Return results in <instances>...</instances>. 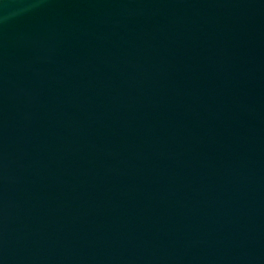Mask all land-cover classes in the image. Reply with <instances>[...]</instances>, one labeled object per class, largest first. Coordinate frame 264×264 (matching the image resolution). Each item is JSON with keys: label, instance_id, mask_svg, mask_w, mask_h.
<instances>
[{"label": "water", "instance_id": "95a60500", "mask_svg": "<svg viewBox=\"0 0 264 264\" xmlns=\"http://www.w3.org/2000/svg\"><path fill=\"white\" fill-rule=\"evenodd\" d=\"M0 264H264V0H0Z\"/></svg>", "mask_w": 264, "mask_h": 264}]
</instances>
